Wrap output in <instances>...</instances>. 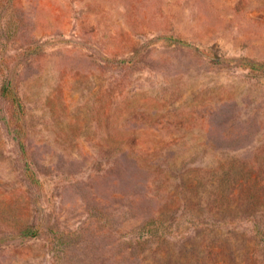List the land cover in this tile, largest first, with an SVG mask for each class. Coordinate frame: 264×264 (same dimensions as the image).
Here are the masks:
<instances>
[{
	"label": "rangeland",
	"instance_id": "374dc122",
	"mask_svg": "<svg viewBox=\"0 0 264 264\" xmlns=\"http://www.w3.org/2000/svg\"><path fill=\"white\" fill-rule=\"evenodd\" d=\"M0 264H264V0H0Z\"/></svg>",
	"mask_w": 264,
	"mask_h": 264
},
{
	"label": "trees",
	"instance_id": "16d2710c",
	"mask_svg": "<svg viewBox=\"0 0 264 264\" xmlns=\"http://www.w3.org/2000/svg\"><path fill=\"white\" fill-rule=\"evenodd\" d=\"M21 147H22V145H21ZM23 149V148H22ZM31 174V176H30V178H31V180L33 181V183H38V180H37V178L32 174V173H30Z\"/></svg>",
	"mask_w": 264,
	"mask_h": 264
}]
</instances>
